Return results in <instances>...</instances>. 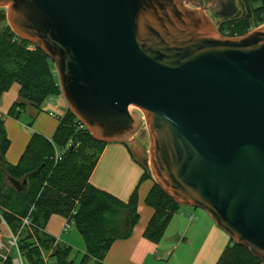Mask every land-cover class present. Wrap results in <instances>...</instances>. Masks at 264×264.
Returning <instances> with one entry per match:
<instances>
[{
  "label": "water",
  "instance_id": "95a60500",
  "mask_svg": "<svg viewBox=\"0 0 264 264\" xmlns=\"http://www.w3.org/2000/svg\"><path fill=\"white\" fill-rule=\"evenodd\" d=\"M0 8V20L55 65L67 110L94 140L129 146L169 198L208 212L264 262V24L223 36L215 20L238 17L236 0ZM143 125L148 149L135 138Z\"/></svg>",
  "mask_w": 264,
  "mask_h": 264
},
{
  "label": "trees",
  "instance_id": "16d2710c",
  "mask_svg": "<svg viewBox=\"0 0 264 264\" xmlns=\"http://www.w3.org/2000/svg\"><path fill=\"white\" fill-rule=\"evenodd\" d=\"M237 7L238 17L216 23L223 36L240 37L264 24V0H238ZM30 46L32 44L19 39L8 25L0 28V98L14 83L20 86L19 99L6 114L13 119H19L27 106L40 111L46 101L60 97L52 61L41 50L30 49ZM106 144L94 140L67 110L59 118L52 139L33 133L19 161L12 165L5 160L10 141L5 119H0V214L14 233L21 230L22 219L28 218L31 222L32 228L22 229L18 241L30 264H40L39 248L53 249L57 264H73L67 261L69 247L56 244L55 239L44 232L54 215L70 220L81 235L85 245L81 264H104L111 245L132 234L138 222L137 191L124 202L89 183ZM56 154H59L57 160ZM150 178L149 172L144 170L141 179ZM11 179L19 182L21 188L13 186ZM145 203L153 210V215L143 236L158 243L181 206L155 182ZM1 264H11V259ZM216 264L264 262L230 239Z\"/></svg>",
  "mask_w": 264,
  "mask_h": 264
},
{
  "label": "crops",
  "instance_id": "0c3cea01",
  "mask_svg": "<svg viewBox=\"0 0 264 264\" xmlns=\"http://www.w3.org/2000/svg\"><path fill=\"white\" fill-rule=\"evenodd\" d=\"M19 90L20 86L14 83L0 98V119H5V130L10 141L5 160L12 165L19 161L33 133L51 140L59 118L67 111L65 109L59 115L50 110L46 114L44 105L53 104V98L46 101L40 111L27 106L19 119L6 117L8 110L19 99ZM144 170L126 145L107 143L90 176L89 183L93 187L121 201H128L134 190L138 196V222L128 238L111 245L104 264H216L229 245L230 238L204 210L181 206L158 243L144 238L143 232L153 215L145 199L154 183L152 178L141 179ZM65 222V218L54 215L46 224L44 232L53 237L56 244L68 232L64 231Z\"/></svg>",
  "mask_w": 264,
  "mask_h": 264
},
{
  "label": "rangeland",
  "instance_id": "374dc122",
  "mask_svg": "<svg viewBox=\"0 0 264 264\" xmlns=\"http://www.w3.org/2000/svg\"><path fill=\"white\" fill-rule=\"evenodd\" d=\"M236 5L238 6V0H236ZM1 14H6L5 8H0V15ZM5 25H8L6 20L0 21V28ZM53 71L57 77L56 68L54 64H53ZM57 81H58V77H57ZM65 109H67V106L61 96V92H60V97L55 98V100L53 101V104L44 105V111L46 114L48 113V111L53 110V112H56L57 114L60 115L62 114V112H64ZM134 113L142 117V114L136 108L134 109ZM135 138L138 139V141L143 147L148 149L149 143H148V135H147L145 125L141 127L140 131L137 133ZM0 236L3 237L2 238L3 242H5L6 241L5 236H7V231H6V228L2 224H0ZM58 242L61 245L69 247L70 253H69V256L67 257L68 262H72L73 264H81V260L85 252L84 250L85 245H84V241L81 235L78 233V231L74 227H71L67 233H64L62 235V238H60ZM4 253H6V251H4ZM46 253L47 254L45 255V258L47 259V264H57L58 263L57 257L52 255L53 252L46 251ZM8 255L10 259H14L17 257V253L14 249L10 250ZM0 264H1V259H0Z\"/></svg>",
  "mask_w": 264,
  "mask_h": 264
},
{
  "label": "built area",
  "instance_id": "2783aa9c",
  "mask_svg": "<svg viewBox=\"0 0 264 264\" xmlns=\"http://www.w3.org/2000/svg\"><path fill=\"white\" fill-rule=\"evenodd\" d=\"M30 49H34V45L29 47ZM52 100V99H50ZM56 160L59 159V154H56L55 156ZM0 223L6 228L7 231V236H5L6 241L3 242V237L0 236V259H1V263L7 261L8 259H10L8 253L10 250L14 249L17 253V257L14 259H11V264H30L28 259L23 255V253L21 252V249L19 247V237L21 234V230L22 229H31L32 225L31 222L29 221L28 218H24L22 219V226H21V230H19L18 232L14 233L12 232L8 225L6 224L5 220L3 219V217L0 214ZM71 227H73L72 222H70V220H66L65 224H64V231H68ZM9 248V249H8ZM4 251H6V253H4ZM3 252V254H2ZM49 252V251H48ZM52 252V251H51ZM46 251L44 250H40V264H47V259L45 258L46 255Z\"/></svg>",
  "mask_w": 264,
  "mask_h": 264
},
{
  "label": "flooded vegetation",
  "instance_id": "af4514ba",
  "mask_svg": "<svg viewBox=\"0 0 264 264\" xmlns=\"http://www.w3.org/2000/svg\"><path fill=\"white\" fill-rule=\"evenodd\" d=\"M214 20H215V19H214ZM0 21H1V20H0ZM218 21H220V20H217V19H216V20H215V23H217Z\"/></svg>",
  "mask_w": 264,
  "mask_h": 264
}]
</instances>
